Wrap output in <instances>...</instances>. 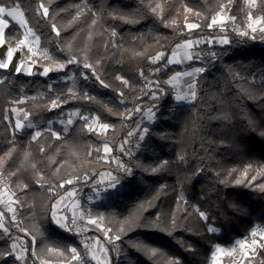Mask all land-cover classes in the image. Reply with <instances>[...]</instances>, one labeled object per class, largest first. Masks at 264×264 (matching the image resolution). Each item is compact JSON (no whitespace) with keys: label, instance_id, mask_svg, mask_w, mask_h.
Returning <instances> with one entry per match:
<instances>
[{"label":"trees","instance_id":"trees-1","mask_svg":"<svg viewBox=\"0 0 264 264\" xmlns=\"http://www.w3.org/2000/svg\"><path fill=\"white\" fill-rule=\"evenodd\" d=\"M256 1L259 6L250 9L244 7L245 0H6L7 6L18 5L24 12L49 52L37 65L55 66L75 55L96 69L93 74L78 66L74 97L68 93L70 81L61 80L76 64L47 77L0 69V174L18 198L19 226L35 237L39 257L52 263L72 261L76 240L56 224L53 206L74 186L85 185L104 170H112L123 183L122 189L105 193L106 203L92 207L111 229L110 264H208L216 245H231L264 225V41L207 27L228 3L241 26L247 12L264 16V0ZM39 3L58 13L59 37L36 11ZM5 19L6 43L15 47L23 30ZM189 21L200 27L186 31ZM207 36H226L228 43L199 47L205 71L196 79V100L175 104L167 80L184 68L167 65L173 48ZM161 50L162 58L152 63L149 57ZM28 55L23 49L20 57L30 61ZM141 71L161 87L156 97L153 90L141 95ZM84 93L91 99H82ZM134 98L140 111L123 119ZM53 100L60 106L52 108ZM13 104L42 129L36 140L34 131L20 133L13 127ZM155 106L156 123L149 126L145 141L127 153L121 148L122 132L133 133L145 121L146 110ZM75 109L98 116L111 128L101 134L78 119L67 133L58 124L49 132V124L63 111ZM104 145L111 146L130 172L102 158ZM211 224L219 233L208 230ZM13 235L0 229V252L11 250ZM0 264L37 262L29 253L24 261L5 255ZM252 264H264V247Z\"/></svg>","mask_w":264,"mask_h":264},{"label":"rangeland","instance_id":"rangeland-1","mask_svg":"<svg viewBox=\"0 0 264 264\" xmlns=\"http://www.w3.org/2000/svg\"><path fill=\"white\" fill-rule=\"evenodd\" d=\"M231 6H232V4L228 3V4L223 6V8H222L223 10L221 9L218 12L225 17L224 23L222 25H220V24L214 25L210 29L217 30V31H226L228 29H231L239 35H240V32L247 31L249 33V35H241V36L256 37L257 39L264 41V33H262L259 30L261 27H264V22H262L260 24H256L255 27L257 28V31L253 33L251 31V29L247 27V24L252 22L248 19V15L250 12H247V14H245L244 19H243L244 25L241 26L240 23L236 21V15L232 13ZM258 6H259V3L256 0H254V2H252V0H245V2H244L245 8L254 9V8H257ZM251 17H252V20L254 21V20L260 19L261 17H264V16L260 15V16L255 17L251 14ZM5 18L11 19L10 17H7V16H5ZM24 19L26 20L25 17H24ZM190 23H196V22H190L189 21L186 23V25L190 24ZM27 26L29 27V25H27ZM21 28L24 32V28L22 26H21ZM193 30H195V29L189 30L186 27V31H193ZM224 38H227V37L226 36H218V37L207 36V37H201V38L188 39V40H192L194 42V47H192V48H184V47L177 48V45H183L185 41H182V42L178 43L177 45H175V47L173 48V51L169 57V60H168V61H172V62L167 63V65H179V66H182L184 68V70L182 72L174 73L167 80L168 85L172 89V93H173L172 97H173V101L175 102V104H178V105L179 104H193L195 102L196 99L191 100V101H189V100L178 101L176 99V96L178 93L179 94L189 93L190 90L188 88V83L190 81L195 83V91H196V79L200 73H195L194 75H186V73H194L195 69L204 68L203 67L202 53H201L200 48H199L200 46L207 44V43L211 44V45L212 44L224 45L225 43H220V40L224 39ZM197 41H199L198 44H196ZM5 42H6V40H5ZM29 43L32 44L33 49H34V51H36L37 55L32 56L31 53H28L30 61L23 60L26 63L32 64V66L35 70V75H28V76L40 75L42 77H47L51 73L65 72L68 70L67 65H66L65 69H63V70H56L57 65H55V66H51V65L39 66V65H37V61L39 59L46 58L45 57V50L46 49H43L41 47L40 42H39V45H36L31 37H29ZM24 49L27 50V47H25ZM21 51L22 50L17 51L19 56L21 54ZM46 51H47V57H48L49 52H48V50H46ZM159 53H164V52H163V50H161L157 54H159ZM173 53H175V55H173ZM186 53L191 54L193 56V59L188 60L186 58ZM209 53H212V52H209ZM157 54H155L154 56H150L149 60L152 62V58L155 57ZM72 65H75V64H72ZM45 66H51L52 68H54L53 69L54 71L50 72L47 76H43L42 73H43V69ZM78 66L79 65L76 64L74 66V68H72L68 71L67 76H65L61 80L63 82L70 81L71 87L68 90L70 97H74L78 92V84L79 83H78V80L76 79V74H75L76 70L78 69ZM154 72L156 73V71H154ZM25 75H27V74H25ZM173 77H175V79H173ZM0 80H3V78L1 76H0ZM121 80H123V78H121ZM140 80L142 83L141 95H146L148 93V91L153 90V91H156L154 93L153 97H156L157 91L161 90V87L158 85V83L155 84V83H153V81L146 80L141 75H140ZM169 81H171V83H169ZM143 82L148 83V85H149L148 89H146V90L144 89ZM53 83L54 82H51V84H53ZM136 107L140 108V103L136 98H134L131 101V104L126 108L125 113L123 115V119H124V117H126V119H127L130 115H132V113L135 112L134 109ZM11 110L14 114L15 121L17 119H19L25 125V127L22 129H16L18 132L22 133V132L32 130L35 133V131H37V130L42 131V129L39 126L34 125L32 122L31 123H32L33 127L32 128L27 127V124L30 120L29 119L28 120L23 119V115L25 113V110L21 106H19L18 104H13L11 107ZM157 111H158V109L156 106L147 109L146 112L144 113L145 121H142L141 123H139V125L135 128V131L133 132L132 136H129L128 134H125L122 132V135H125L126 137H132V140H129L127 143L121 142V145L123 144L124 149L127 151V153L133 152L132 151L133 147H139L145 141L149 126L156 123V117L155 116L157 114ZM82 116H88L89 117V120L87 122V127H88V125H91V127L93 129L92 131H96V132L101 133V134H106L107 131L111 128V127H109L107 130L100 129L99 124L103 123L102 121H100V119H98L95 124L92 123V119L94 117H98V116L90 115V114H82L80 110H76V109L63 111L55 121H53L49 124V128L52 129L55 124H58V125L62 126L63 133H67L78 119H82L81 118ZM150 116H151V119L149 118ZM69 119L72 120V123L70 125L67 123V121ZM88 129H89V127H88ZM143 129H147V131H143ZM122 135H121V137H122ZM141 136L143 137V139H139V137H141ZM121 140H122V138H121ZM107 147L110 149V151L105 152L104 147H103V150H102L103 151V157L102 158L105 161L112 163L117 170L126 169L127 166H126L125 162L113 155L112 148L110 145H107ZM121 164H123L124 167H120L119 165H121ZM100 176L102 177L101 180L106 182L108 185L107 186L108 189H110L107 192H109V193L116 192L117 191V185H120L123 188V183H122L121 179L112 170H104L103 172H101L99 174V177ZM103 177H105V178H103ZM113 178H115V183H116L115 187L111 186L114 183ZM77 187L80 188L81 185H76L73 187V189H77ZM68 192H66L62 197H60L58 199L59 203H57L56 204L57 206L55 207V210H57L59 213V214L55 213V217L60 219L63 216V223H58L57 225L64 232L65 231L68 232L67 228H66V216H65V213L63 212L66 199L68 198ZM107 192H105V193H107ZM105 193L99 194L97 192L90 191L89 193H87L85 195V197L83 196L84 199L82 198V200H81L78 215L82 217V219L85 221V225L87 227L86 229L88 232L85 234V237L88 235V233H90V234L94 233V232H92L93 231L92 226H94L95 228H97L99 230L98 232L100 233L102 238H104V241L107 240L108 244L110 245L111 243L114 242V240L110 236L109 231H106L107 228H105V226L103 224V218L93 214V209H92L93 206L101 205V202L103 201V199L109 195V194L106 195ZM107 200L109 201V198H107ZM102 203H106V202H102ZM19 204L20 203L18 202V198H17L15 192L13 191V189L12 188L6 189L5 187H3V185H0V212L4 213L2 222L3 223L5 222V227L8 229L7 232H5L4 230L3 231L7 235L8 234H14L13 235V244L17 245L16 250H15L16 254H19L22 250L27 249V251L24 252L25 259H26L27 255L29 253H31V250H32L31 249V245H32L31 241L33 242V239L31 237V234L27 230H25V229L21 230V228L19 226L20 221H19V218L17 217ZM62 206H63V211H62L63 214L58 208V207L61 208ZM9 207H11L13 209V211L7 212V209H9ZM76 209H77V207H76ZM5 215H8V217ZM13 216L15 217L14 219H13ZM206 216H207V220H209L210 219L209 216L208 215H206ZM90 220H95L96 223H94V224L90 223L89 222ZM61 225H65V226L62 227ZM12 227L13 228L18 227V229L15 233L12 232ZM210 227L215 228L217 230L213 233H219V230L213 224H211ZM252 231L257 232L256 237H251ZM251 232L249 233V235H247L245 237L237 238L231 245H228V246L216 245L214 247L211 259H210L208 264H252V259L257 254V252L260 248V245L264 244V239H262V237H261V233L264 232V225H260V224L256 225L251 230ZM245 239L248 240L249 244H251V241L253 239L258 241L259 243L256 245H253L250 248L242 249V248H240L239 245L236 244V242L239 240H245ZM217 246L224 249L225 251L217 253L215 251ZM233 248L236 249L234 252L231 251V249H233ZM253 248L255 249V251H253ZM34 256H35V262H37V264H63V263H52V262H49L43 258L39 260L36 255H34ZM91 256H92V254H91ZM214 257H215V260H214ZM93 260H94L95 264H97L95 259H93Z\"/></svg>","mask_w":264,"mask_h":264},{"label":"snow or ice","instance_id":"snow-or-ice-1","mask_svg":"<svg viewBox=\"0 0 264 264\" xmlns=\"http://www.w3.org/2000/svg\"><path fill=\"white\" fill-rule=\"evenodd\" d=\"M252 2H254V0H252ZM36 11L39 13L41 18H44V19L48 20L52 31L55 33L56 37H59L61 29L57 28V23L55 22V16L58 13L55 12V11L50 13L49 7H46L44 3H39L38 8L36 9ZM81 11H83V9H81ZM89 11L91 12V9H89ZM152 11L156 12V7H153ZM188 11H191V9H188ZM79 14L80 13L78 12L77 16H79ZM5 16L10 17L12 20L16 21L19 25H21L24 28L23 38L19 39L17 41L15 47H11V46L6 45V42H5V39H4L5 29L8 27V23H9L8 20L5 19ZM248 19L250 21H252V22L248 23L247 27L250 28L253 33L257 31V28L255 27V25L264 22V17H261L260 19H257V20L253 21L250 13L248 15ZM224 20H225V17L223 15H221L220 13H217L215 16H213L211 18L210 23L207 24V27L208 28H212L214 25H217V24L222 25L224 23ZM91 23L93 25L96 24V14L95 13H92ZM27 25H28V22H27V20L24 19V12L19 9L18 5L9 7V6L6 5V0H0V47H4L5 50H6V53H7L6 58H0V69L7 70L9 68V66L12 64L14 53L17 52L18 50H23L25 47H27L28 53H31L32 56H36L37 55L36 51H34V49H33L32 44L29 43V37L32 38V40L35 42L36 45H39L40 36L36 35V33L32 30V28L28 27ZM186 27H187V29L192 30V29L199 28L200 25L198 23H190V24H187ZM259 30L262 33H264V27H261ZM111 35L112 36L116 35L115 30H112ZM240 35H249V33L247 31H242V32H240ZM198 43H199V41L196 42V44H198ZM220 43H225V44L228 43L227 38L221 39ZM68 47L70 48L71 46L69 45ZM181 47L192 48V47H194V42L192 40H187V41L184 42L183 45H177V48H181ZM60 50L63 51V49H60ZM163 55H164V53L157 54L155 57L152 58V63L158 62L162 58ZM173 55H175V53H173ZM213 55H215V54L213 53ZM45 57L49 58V57H47V51L46 50H45ZM186 58L188 60H191V59H193V56L191 54H187L186 53ZM171 62L172 61H168V63H171ZM23 64H24L23 59L18 58L17 64L15 66H13V71L15 73H20L23 70ZM69 64H78V65L82 64L83 68L91 69L93 74H95V72H96V69H95L93 64L83 62L82 60H78V58L75 55L69 56L66 59L65 62H58L56 70H63V69H65L66 65H69ZM52 70L53 69L50 68V67H45L42 74L47 76L48 73L50 71H52ZM155 71H159V69H156ZM203 71H205L204 68H197V69L194 70V73H186V75H194L195 73H201ZM28 74L29 75L32 74L30 68L28 69ZM140 75L141 76L144 75L143 71L140 72ZM87 78H88L87 75H84V79H87ZM96 79L100 80L99 76H96ZM117 79H121V77H117ZM173 79H175V77H173ZM3 82H4L3 80H0V83H3ZM100 83L103 84V81L100 80ZM123 83L125 85H127L128 81L124 80ZM169 83H171V81H169ZM106 86L107 85H105V87ZM188 88L190 90L189 93H183V94H179L178 93L177 94L176 99L178 101H185V100L191 101V100H195L196 99L195 83L190 81L188 83ZM120 95L123 96V93H121ZM81 98L82 99H91V97H88L86 93H84L81 96ZM57 99H59V97H57ZM59 106L60 105L56 102V100L52 101V103H51V107L52 108H57ZM109 111H111V109H109ZM134 111L138 112V111H140V108L136 107L134 109ZM28 115L29 114L27 112H25L24 115H23V119L24 120H28ZM81 118L87 124V122L89 120V117L88 116H82ZM149 118L151 119V116ZM98 119H99L98 117H94L92 119V123L95 124ZM67 123L70 125L72 123V120L69 119L67 121ZM13 127L15 129H22V128L25 127V125L21 122V120L17 119L15 121ZM27 127L28 128H32L33 127L31 121L28 122ZM88 127H89L90 131L93 130L91 125H88ZM109 127H110V125L107 124V123H100L99 124V128L102 129V130H107ZM143 131H147V129H143ZM49 132H51V128H49ZM51 134L57 135V137H58V134H56V133H51ZM132 134L133 133L131 131L128 133L129 136H132ZM39 136H41V131L37 130V131H35L34 135L32 136V139L36 140ZM139 139H143V137L141 136V137H139ZM121 148L123 149V144L121 145ZM104 151L105 152L110 151V149L107 147V145L104 146ZM119 166L120 167H124L123 164H121ZM152 170L156 171V169H152ZM126 171L130 172V169H126ZM113 181H114V183L111 186L115 187L116 186L115 178H113ZM236 182L239 183L240 181L237 180ZM66 183L70 184V183H72V181L71 180H67ZM25 187H27V186L25 185ZM261 187L264 188V185H262ZM57 203H59V201ZM9 211H13V209L11 207H9ZM53 215H55V213H53ZM199 215L202 218H204L205 220H207V216H206V214L204 212H199ZM3 216H4V213L0 212V228H2L5 232H7L8 229L4 226V224L2 222ZM14 218L15 217L13 216V219ZM89 222L93 223V224L96 223L95 220H90ZM72 223L75 224V219L72 220ZM61 226L63 227L65 225H61ZM208 230L210 232L217 231L215 228H212V227H209ZM106 231H111V229H107ZM256 236H257V232L256 231H252L251 232V237H256ZM261 237H262V239H264V232L261 233ZM115 238L119 239L120 237H119V235H117ZM34 239H35V237H33V240ZM96 243H99V241H96ZM258 243L259 242L254 240V239L251 241V244H249L247 239L239 240V241L236 242V244L239 245L240 248H242V249L250 248L253 245H256ZM16 247H17V245L13 244L12 247H11V250H9L8 252H0V257H3L5 255H15V258L17 260H21V261L25 260L24 252L27 251V249H24L19 254H16V252H15ZM85 247L87 248L89 246L85 245ZM260 247H264V244H261ZM235 250H236L235 248L231 249L232 252H234ZM104 251H107V249H105ZM215 251L217 253H220V252H224L225 250L220 248L219 246H217ZM253 251H255L254 248H253ZM71 253H72V255H71V259L72 260H77V261L80 260L79 253H77V250L75 248L71 249ZM93 259H98V258L93 254ZM214 260H215V257H214ZM175 264H179V261H175Z\"/></svg>","mask_w":264,"mask_h":264},{"label":"built area","instance_id":"built-area-1","mask_svg":"<svg viewBox=\"0 0 264 264\" xmlns=\"http://www.w3.org/2000/svg\"><path fill=\"white\" fill-rule=\"evenodd\" d=\"M144 89H148L149 85L146 82H143ZM144 90V91H145ZM122 142L127 143L129 140H132V137H126L125 135H122ZM0 185H3L6 189L11 188L10 181L7 177H4L0 174ZM107 183L102 181L99 177H96L92 180H90L85 185H82L80 188L77 187L75 189L74 194L66 199L65 205H64V213L66 216V228L68 233L73 236L76 240L79 253L80 260H72L65 264H95L93 257L91 256V248L88 245L87 238L85 237V234L88 232L87 227L85 225V221L82 219L81 216H79V212L76 209L77 201L82 200L84 194L87 191H94L99 194H104L107 192L108 187ZM18 217V215H17ZM75 219V224L72 223V220ZM14 232H16L15 228H12ZM12 231V232H13ZM33 239V238H32ZM31 239V240H32ZM32 243V250L31 253L33 255H36L37 258L40 260L42 259L39 257L36 253L35 246H36V240L34 239ZM85 245H88L89 247H85ZM64 264V263H63Z\"/></svg>","mask_w":264,"mask_h":264},{"label":"crops","instance_id":"crops-1","mask_svg":"<svg viewBox=\"0 0 264 264\" xmlns=\"http://www.w3.org/2000/svg\"><path fill=\"white\" fill-rule=\"evenodd\" d=\"M98 177H99V175H98ZM99 178L101 179L102 177L100 176ZM103 178H105V177H103ZM120 189H122V186L117 185V190H120ZM74 191H75V189H73V188L71 190H69L68 197L72 196L74 194ZM80 203H81L80 201H77V206H76L78 209L77 211H79ZM56 204H57V202H56ZM56 204L53 206L52 216H53L56 224L63 223V216H62V218L59 219V218H56L55 215H53V213L59 214L58 211L55 210V207L57 206ZM58 208L61 212L63 211V206L61 208L60 207H58ZM7 212H10L9 209H7ZM63 212H62V214H63ZM3 224L5 226V222ZM92 228H93L92 232H94V233H91V234L88 233V235L86 236L88 244L90 245V248H91V254H92V256L94 254L98 258V259H95L97 264H110V261H111L110 245L108 244L107 240L104 241V238H102V236L98 232L99 230L97 228H95L94 226H92ZM0 229H2V228H0ZM96 241H99V243H96ZM32 247L33 246L31 245V248ZM105 249H107V251H104Z\"/></svg>","mask_w":264,"mask_h":264},{"label":"bare ground","instance_id":"bare-ground-1","mask_svg":"<svg viewBox=\"0 0 264 264\" xmlns=\"http://www.w3.org/2000/svg\"><path fill=\"white\" fill-rule=\"evenodd\" d=\"M8 27H9V23H8ZM8 27L5 29V33H6V30L8 29ZM4 39H5V36H4ZM0 49H1V47H0ZM6 55H7V53L5 52L1 57L2 58H6ZM0 57V58H1ZM18 58H20V56H19V54L17 53V52H15L14 53V55H13V61H12V64L9 66V68L7 69L8 71H11V72H14L13 71V66H15L16 64H17V61H18ZM21 59V58H20ZM45 67H50V68H52L51 66H45ZM44 67V68H45ZM30 68V70H31V75H35V70H34V68H33V66H32V64H30V63H26L25 61H24V64H23V70L20 72V73H16V74H27V75H29L28 74V69ZM52 69H54V68H52ZM44 70V69H43ZM54 70H52V71H50V72H53ZM49 72V73H50ZM15 73V72H14ZM48 73V74H49ZM43 76H45V75H43Z\"/></svg>","mask_w":264,"mask_h":264},{"label":"water","instance_id":"water-1","mask_svg":"<svg viewBox=\"0 0 264 264\" xmlns=\"http://www.w3.org/2000/svg\"><path fill=\"white\" fill-rule=\"evenodd\" d=\"M6 45H8L7 43H6ZM9 46V45H8ZM6 52V50H5V48L4 47H1V49H0V57L4 54ZM3 57V56H2ZM1 57V58H2Z\"/></svg>","mask_w":264,"mask_h":264}]
</instances>
